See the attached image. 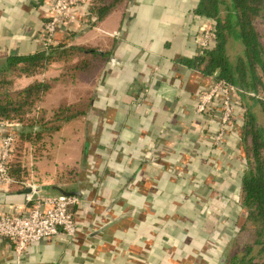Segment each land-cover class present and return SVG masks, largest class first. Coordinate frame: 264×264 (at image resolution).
Masks as SVG:
<instances>
[{
	"label": "crops",
	"instance_id": "crops-1",
	"mask_svg": "<svg viewBox=\"0 0 264 264\" xmlns=\"http://www.w3.org/2000/svg\"><path fill=\"white\" fill-rule=\"evenodd\" d=\"M46 1L0 0V65L41 50ZM198 2L130 0L92 28L57 34L55 45L111 53L91 110L53 133L52 140H66L56 147L48 142L46 155L34 162L41 194L61 188L84 199L75 208L77 231L40 239L21 255L0 240V264H220L246 215L239 198L247 164L243 123L217 149L212 139L220 113L195 112L196 94L215 78L183 61L199 54L203 30L213 24L196 14ZM61 72L53 62L41 76ZM42 77L21 76L25 82L17 87ZM63 95L58 87L41 103L48 117ZM73 121L81 126L71 132ZM66 126L75 141L67 139ZM22 131L19 123L0 125V140ZM93 134L84 146L82 138ZM68 171L72 177H65ZM10 187H0V212L23 211L27 188Z\"/></svg>",
	"mask_w": 264,
	"mask_h": 264
},
{
	"label": "trees",
	"instance_id": "trees-1",
	"mask_svg": "<svg viewBox=\"0 0 264 264\" xmlns=\"http://www.w3.org/2000/svg\"><path fill=\"white\" fill-rule=\"evenodd\" d=\"M129 1L94 0L92 11L101 21ZM195 12L212 20L215 37L196 57L183 61L204 75L226 79L248 92L241 96L245 108L241 136L247 166L241 175L239 198L246 215L221 264H264V0H199ZM110 55L90 45L58 44L32 54L9 56L0 65V124L19 123L23 128L10 161L15 180L11 189H25L21 184L25 178V140L36 145L44 137L43 130L58 131L64 123L91 110L93 95L76 102L62 98L48 117L40 105L55 81L100 74ZM53 62L63 66L58 77L36 78L24 87H17L12 79L43 73Z\"/></svg>",
	"mask_w": 264,
	"mask_h": 264
},
{
	"label": "built area",
	"instance_id": "built-area-1",
	"mask_svg": "<svg viewBox=\"0 0 264 264\" xmlns=\"http://www.w3.org/2000/svg\"><path fill=\"white\" fill-rule=\"evenodd\" d=\"M47 17L41 33V50L55 45L58 33L81 32L96 23L95 14L89 10L90 0H47ZM117 35V31L109 33ZM215 29L211 24L204 28L198 45L202 51L214 39ZM199 51V53H200ZM245 90L226 79L214 78L209 88L196 94L195 112L198 115L220 113L213 144L221 149L229 135L235 134L238 124L243 123L244 110L241 96ZM12 123L2 122L6 127ZM18 135L4 134L0 140V187L7 189L15 181L10 174V161L15 150ZM23 187L31 188L25 194L26 207L23 211L0 212V240H8L19 255L33 242L64 233L71 238L76 235L75 208L84 199L78 194H41L39 186L32 179L23 180Z\"/></svg>",
	"mask_w": 264,
	"mask_h": 264
},
{
	"label": "rangeland",
	"instance_id": "rangeland-1",
	"mask_svg": "<svg viewBox=\"0 0 264 264\" xmlns=\"http://www.w3.org/2000/svg\"><path fill=\"white\" fill-rule=\"evenodd\" d=\"M63 67V66H62ZM47 70V69H46ZM96 73V72H95ZM42 73L40 74H36L35 76H38V77H42L41 76ZM59 76L56 75V76H49L50 77H57ZM98 77H99V73L97 74H94V76H84V75H76V76H73V77H68L66 79H60L58 81H55L54 83V86L52 87L51 91L48 93L50 94L51 92H54V90L58 89V87L61 89V91L63 92V96L60 98V100L62 98H67L70 102H76L78 101L79 99H81L82 97L84 96H91L94 94V89L97 85V80H98ZM14 81H15V84L16 86L18 84L20 85H23L24 82H25V79H21L19 76L15 77L13 76ZM39 79V78H38ZM41 79V78H40ZM43 79V77H42ZM50 79H53V78H50ZM21 82L19 83L18 81ZM18 85V86H20ZM73 88V89H71ZM68 92V93H67ZM69 93L70 95L72 96V100L70 99L69 97ZM48 94L46 95V97L48 96ZM46 97L44 98L43 101H45ZM60 100L58 101V103L56 104V106L59 104ZM42 101V102H43ZM40 107L42 108H45L43 106L40 105ZM54 107V105H53ZM53 107L51 108V111L53 109ZM46 110H49V109H46ZM83 117V116H81ZM81 117H78V118H81ZM262 122L264 124V119H263V116H262ZM78 121H73V122H70L68 123L67 125H71V132L73 131V128L74 126L78 127L81 126V124H77ZM70 129V126H66V128L64 129L65 133H66V137L68 140H72V136H71V133L69 131ZM44 132V137L42 139H40L36 145L29 141V140H25L24 144H23V161L25 163V178H24V181L25 180H30L32 179L33 182H35L36 184H38V179H39V176H38V173H37V167L35 165V160H38L40 159L41 157L45 156L46 155V152L48 150V142H49V145H54L55 147L59 144H61L62 141H64V139H59L58 137H54L53 140H52V134L57 132V131H51V130H43ZM84 133V134H83ZM76 135H86L85 132H80L79 134L75 133ZM96 139V135L93 134L91 135V138L90 137H83L82 138V141L84 142V146L87 145L89 142L91 141H95ZM66 140V139H65ZM72 141H75V140H72ZM30 144V145H29ZM31 147V149H30ZM47 158V157H46ZM54 158V157H53ZM52 158V160H53ZM48 161V160H46ZM34 163V164H33ZM78 169V166H76V170ZM74 170V169H73ZM71 171H68L67 172V175H65V177H69L71 174ZM72 177V175H71ZM236 204V203H234ZM235 209H239V207L237 206L236 204V207H234V210ZM240 225H238L237 227L239 228Z\"/></svg>",
	"mask_w": 264,
	"mask_h": 264
},
{
	"label": "flooded vegetation",
	"instance_id": "flooded-vegetation-1",
	"mask_svg": "<svg viewBox=\"0 0 264 264\" xmlns=\"http://www.w3.org/2000/svg\"><path fill=\"white\" fill-rule=\"evenodd\" d=\"M238 232H239V230H238ZM238 232H237V234H238ZM232 241H230V243H231ZM228 246H229V241H227L226 243H225V247H224V250H223V255H222V258L220 259L221 261H220V264H221V262L223 261V259H224V252H225V250L228 248Z\"/></svg>",
	"mask_w": 264,
	"mask_h": 264
},
{
	"label": "water",
	"instance_id": "water-1",
	"mask_svg": "<svg viewBox=\"0 0 264 264\" xmlns=\"http://www.w3.org/2000/svg\"><path fill=\"white\" fill-rule=\"evenodd\" d=\"M59 190L61 191V193H64V194H71V193H73V192H68V191H66V190H63V189H61V188H59ZM32 191V189L31 188H27L26 189V192H31ZM76 194V193H75Z\"/></svg>",
	"mask_w": 264,
	"mask_h": 264
}]
</instances>
